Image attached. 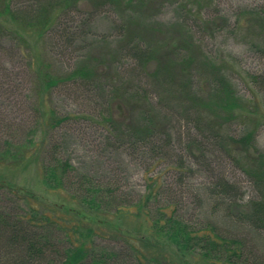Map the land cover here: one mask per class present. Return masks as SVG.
Instances as JSON below:
<instances>
[{
	"label": "trees",
	"instance_id": "obj_1",
	"mask_svg": "<svg viewBox=\"0 0 264 264\" xmlns=\"http://www.w3.org/2000/svg\"><path fill=\"white\" fill-rule=\"evenodd\" d=\"M152 1L0 0V50H14L26 57L41 118L24 140L4 141L0 146V168L17 171L35 163L46 190L75 205L69 209L49 206L33 195H18L0 179V188L5 186L17 204V209L0 206V264H264L260 239V232H264V153L254 145L255 129L264 122V76L250 75L246 82L249 93L240 96L228 77L234 61L206 56L190 31V27H203L213 33L225 23L234 31H246L264 42V10L240 8L231 23L220 15H203L214 0H156L151 6ZM80 3L108 5L121 14L119 28L127 40L124 46L129 47L127 54L138 61V69L160 88L175 84L177 98L187 105L195 104L196 122L203 130L213 140L230 142L225 150L235 157L236 166L255 191L244 208L232 211L228 203L235 202L238 187L223 178L215 179L199 187V216L192 224L177 215L170 202L152 207L151 200L161 187L157 178L145 176L146 191L137 200L127 201L110 182L79 173L59 156L55 145L48 147L49 133L76 117L59 114L52 106L51 93L60 86L90 84L105 78L115 88L112 103L117 108L132 109L140 104L134 99L138 97L128 93L126 84H119V78L113 83L116 77L111 71L124 46L121 50L100 49L82 55L73 67L61 72L52 62L40 58L43 53L49 55L48 44L61 29L54 27L59 12L73 7L76 10ZM167 3L176 4L183 12L181 20L147 24V15ZM196 50L202 72L209 75L201 83L203 88H198L197 103L189 93L188 76ZM174 66L180 77L188 79L186 87L172 79ZM105 120L111 125L116 123L111 116ZM232 124L241 125V134L223 137L222 132ZM127 128L130 134L146 139L155 136L153 129L140 125L139 120L130 119ZM123 221H137L140 226L127 231L122 228ZM247 235L255 240L261 255L246 251ZM97 237L120 241L122 246L119 250L101 248L95 243Z\"/></svg>",
	"mask_w": 264,
	"mask_h": 264
},
{
	"label": "rangeland",
	"instance_id": "obj_2",
	"mask_svg": "<svg viewBox=\"0 0 264 264\" xmlns=\"http://www.w3.org/2000/svg\"><path fill=\"white\" fill-rule=\"evenodd\" d=\"M155 4L156 0H153L151 6ZM75 8L59 12L60 16L57 14L59 18L54 27L61 29L48 44L49 55L43 53L40 56L42 60L52 62L57 71L69 70L82 55H92L100 49L121 50L127 43L125 34H121L119 28L123 16L111 6L80 3ZM240 8H257L261 11L264 10V0H214L203 15H220L232 23ZM150 13L146 17L149 25L181 20L183 15L176 4L170 3ZM226 25L224 23V27H219L213 33L203 30V27H190V31L194 41L202 45L206 56L234 61L228 77L237 94L244 97L249 93L248 77L264 76V42H259L258 38L246 31H234V27ZM65 29L68 33L64 32ZM70 40H74V43L71 44ZM127 49L129 47L124 46L115 59L111 71L112 76L116 77L113 83L116 84L119 78V84H126L124 87L128 93L138 97L134 99L140 104L132 109L117 108L112 103L115 88H111L105 78L90 84L60 86L51 93L52 106L59 114H73L76 117L49 133L48 147L55 145L59 156L68 160L79 173L88 174L101 182H110L127 201L137 200L146 191L145 176L157 178L161 187L157 197L151 200L152 207L170 202L176 207L177 215L192 224L197 222L199 216V187L215 179L223 178L235 184L238 187L237 196L235 202L230 201L228 205H231L232 211L244 208L255 191L249 179L236 166L235 157L225 150L230 142L227 139L213 140L196 122L195 104L187 105L180 101L175 84L160 88L150 81L138 69V61L127 54ZM192 54L194 60L188 68V76H191L189 93L197 103L200 99L198 88H203L201 83L209 75L202 72L199 52L196 50ZM26 61V57L14 50H0V146L11 139L24 140L34 124L41 121ZM171 71L172 77L175 75L172 79L184 87L189 84L188 79L179 76L176 67ZM109 116L116 121L114 125L106 122ZM130 119L151 127L155 136L146 139L130 134L127 128ZM242 131L240 124H232L222 134L223 137H237ZM254 145L264 153V122L255 129ZM0 177L18 195H33L49 206L75 207L66 202L63 196L46 190L35 163L17 171L1 167ZM2 187L0 206L17 209L9 190ZM123 222L122 228L127 231L133 232L140 226L137 221ZM101 227L104 232L108 231L107 227ZM111 230L114 232L113 228ZM260 235L264 245V232H260ZM246 242V251L261 255L255 240L247 235ZM95 243L107 250H119L122 246L120 241L108 238L97 237Z\"/></svg>",
	"mask_w": 264,
	"mask_h": 264
}]
</instances>
